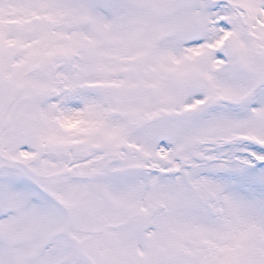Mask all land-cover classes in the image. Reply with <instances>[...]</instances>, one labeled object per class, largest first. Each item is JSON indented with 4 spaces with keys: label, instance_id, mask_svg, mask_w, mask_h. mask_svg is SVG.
I'll return each mask as SVG.
<instances>
[{
    "label": "snow or ice",
    "instance_id": "snow-or-ice-1",
    "mask_svg": "<svg viewBox=\"0 0 264 264\" xmlns=\"http://www.w3.org/2000/svg\"><path fill=\"white\" fill-rule=\"evenodd\" d=\"M0 264H264V0H0Z\"/></svg>",
    "mask_w": 264,
    "mask_h": 264
}]
</instances>
